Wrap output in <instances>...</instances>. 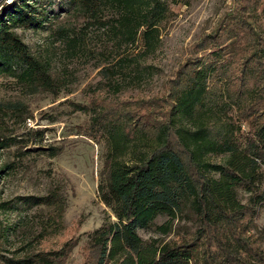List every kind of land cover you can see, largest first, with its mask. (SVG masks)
Returning <instances> with one entry per match:
<instances>
[{
	"label": "trees",
	"instance_id": "1",
	"mask_svg": "<svg viewBox=\"0 0 264 264\" xmlns=\"http://www.w3.org/2000/svg\"><path fill=\"white\" fill-rule=\"evenodd\" d=\"M238 1V12L225 15L192 46L163 96L94 111L92 133L109 147L97 192L115 221L87 235L83 264H264L259 239L249 234L264 209V36L249 11L252 0ZM43 2L0 0V73L30 82L47 76L16 28L41 29L71 12L104 27L111 11V27L129 42L140 33L150 43L166 13L161 0ZM59 36L68 39L63 28ZM240 47L239 92H219L214 81L226 72V57L242 52ZM231 108L238 126L226 115ZM208 155L225 157L211 163ZM239 191L247 193L245 203L238 200ZM22 203L54 204L46 197H26ZM187 207L200 224L191 241L157 247L138 235L155 227L158 217L175 218ZM260 235L263 241L264 231ZM74 246L70 241L21 259L0 254V263L58 264Z\"/></svg>",
	"mask_w": 264,
	"mask_h": 264
},
{
	"label": "rangeland",
	"instance_id": "2",
	"mask_svg": "<svg viewBox=\"0 0 264 264\" xmlns=\"http://www.w3.org/2000/svg\"><path fill=\"white\" fill-rule=\"evenodd\" d=\"M161 1L165 17L149 44L140 33L131 43L112 28L111 11L104 15V27L71 12L60 13L41 29H14L47 76L30 82L0 73V254L4 257L21 259L56 251L71 241L75 246L58 264L84 263L87 235L104 222L115 221L97 192L109 147L101 135L92 133L94 111L163 96L192 46L225 15L239 11L238 0ZM249 11L264 36V0H252ZM61 28L68 39L59 36ZM242 57L243 51L226 57V72L214 81L217 91L239 92ZM248 73L243 76L246 80ZM226 115L238 126L234 108ZM224 157L206 159L222 163ZM26 197H46L54 204L28 207L22 203ZM246 198L247 193L238 192L241 203ZM56 209H62L59 215ZM189 209L175 218L158 217L155 227L138 230V235L157 247L191 241L200 224ZM262 231L264 209L252 220L249 233L264 250Z\"/></svg>",
	"mask_w": 264,
	"mask_h": 264
},
{
	"label": "built area",
	"instance_id": "3",
	"mask_svg": "<svg viewBox=\"0 0 264 264\" xmlns=\"http://www.w3.org/2000/svg\"><path fill=\"white\" fill-rule=\"evenodd\" d=\"M10 0H7V3L9 2Z\"/></svg>",
	"mask_w": 264,
	"mask_h": 264
}]
</instances>
